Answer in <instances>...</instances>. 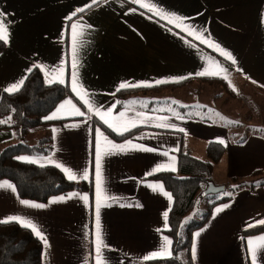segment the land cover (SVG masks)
Instances as JSON below:
<instances>
[{"label":"crops","instance_id":"obj_1","mask_svg":"<svg viewBox=\"0 0 264 264\" xmlns=\"http://www.w3.org/2000/svg\"><path fill=\"white\" fill-rule=\"evenodd\" d=\"M144 2L153 10L134 0H0L8 29L0 50V99L11 85L24 84L36 67L47 81L63 80L68 87L45 124L30 131L31 144L50 138L51 151L21 160L59 170L56 165H62L78 177L70 180L61 170L68 180L89 184L86 190L38 202L20 198L9 180H0L15 188H0V220L16 216L39 229L49 245L41 241V264H97L99 205L104 264H163L173 255L167 234L173 196L152 177L177 171L182 144L194 157L207 160L206 148L214 142L224 153L214 166L212 183L227 188L237 178L251 187L214 207L209 221L193 234L190 257L193 264H251L247 241L264 237V231L245 234L264 220V184L252 187L264 181V0ZM164 14L168 16L162 18ZM178 83L183 84L177 90L158 89ZM125 84L129 87H121ZM216 87L222 91L207 96ZM227 101L228 110L217 104ZM97 111L123 114L128 130L114 131ZM103 126L116 136H129L116 140ZM14 136L12 129L1 128L0 147ZM105 138L127 151L110 153ZM140 146L155 151L135 150ZM98 156L102 193L97 191ZM161 165L176 170L154 171ZM153 185L162 189L153 191ZM164 237L172 241L171 254L145 259L161 250ZM179 258L185 261L186 253ZM258 264H264V254Z\"/></svg>","mask_w":264,"mask_h":264},{"label":"trees","instance_id":"obj_2","mask_svg":"<svg viewBox=\"0 0 264 264\" xmlns=\"http://www.w3.org/2000/svg\"><path fill=\"white\" fill-rule=\"evenodd\" d=\"M3 48L4 43L0 41V50ZM216 80L221 81V79ZM182 84L159 86L158 89H176ZM67 94V84L47 81L43 72L36 67L28 74L23 86L18 91L4 93L1 96L0 121L2 123H0V129H12L15 136L13 143H7L0 147V180H9L22 199L46 202L52 196L89 188V184L86 182L68 180L63 172L56 167L37 166L21 160V157L25 155H42L51 151L52 141L50 138L41 139L31 144L30 131L45 124L47 115L58 106ZM107 132L112 134L116 140H123L129 136V134L116 136L108 129ZM223 153L224 149L221 145L211 142L206 148L207 160H200L194 157L182 144L177 153V171L162 172L152 177V179L163 182L173 196V206L169 214L170 229L167 231V234L173 239V255L161 263L193 264L190 251L194 232L209 221L217 204L229 200L230 195L239 189L251 187H248L247 183L233 178L230 186L223 191V194L228 191V195L217 197L215 194H203L212 182L214 166L219 162ZM263 184L264 181H261L252 187ZM199 198L202 201L206 200L205 207L201 210L198 219L188 222L187 216ZM263 231L264 225L260 224L248 229L245 234L257 235ZM42 250L41 240L30 229L21 227L20 224L14 222L0 224V264H41ZM181 252L186 253L185 261H181L179 258Z\"/></svg>","mask_w":264,"mask_h":264},{"label":"snow or ice","instance_id":"obj_3","mask_svg":"<svg viewBox=\"0 0 264 264\" xmlns=\"http://www.w3.org/2000/svg\"><path fill=\"white\" fill-rule=\"evenodd\" d=\"M97 2H98V0H93V4H95ZM134 2L139 3L141 7H147L150 11L153 10V7L149 3H145L144 0H134ZM77 11L82 12V11H86V9H78ZM74 15H75V13H74ZM167 16H168V14H164V17H162V18H166ZM69 19H71V17H69ZM174 19L177 21L182 20V18H180V17H174ZM171 22H172V19H169V23H171ZM177 26H179V25H177ZM80 27L82 28L83 26H80ZM76 29H77V26L73 25V36H74V38L76 36ZM0 41H4L5 43L8 41V29H7V26H6L5 21L3 19L2 13H0ZM221 52L229 60H232V57L229 53L224 52L223 50H221ZM233 63H235L234 60H233ZM74 67H75V63H74ZM221 71H224V69H221ZM225 78H227V77H225ZM60 82L63 83V80H60ZM22 84H23V80H21L20 83H18V84L11 85L9 88L5 89V91L8 93H14L15 91L19 90V88L22 86ZM74 84H75V79H74ZM121 87H129V85L125 84V85H122ZM73 91H77L76 87L73 88ZM77 94L80 95L79 92ZM81 98L84 99L86 104L88 103L85 96L82 95ZM70 103L71 102H69V104ZM71 107L79 115H81V116L84 115L83 112H79L78 109H75V106H71ZM89 111H92L91 105H89ZM97 114L100 116V119L103 120V122L108 125V127L112 128L114 131L118 132L119 134H123V131L128 130V126L122 122L123 121V114H121L120 117H111L110 112H105V113L101 114V113H99V111H97ZM108 117H111V120ZM0 123H2V121H0ZM180 131H184V130L180 129ZM105 142L109 145L108 151L110 153H125L127 151V146H125V145L112 144L110 141H107V138H105ZM219 142L221 144H224L223 140H221ZM129 145H131V141H129ZM135 150L144 151V152L155 151V149L147 148L144 146H140V147L136 148ZM21 159L26 160L27 158H21ZM56 166L60 167L61 170L67 174L68 179H70V180H77L78 179L77 175L75 173H73L70 169L65 168L59 164H57ZM175 170L176 169L174 166L170 167V168H166L163 165L158 166L156 169H154V171H156V172H159V171H175ZM148 174L151 175L152 173L150 172ZM83 178L84 179L88 178L87 173H84ZM96 179H97V191H98V193H102L101 164H100V157L99 156L97 157V162H96ZM151 187L153 188V191H156L157 189H162L161 185H153ZM0 188H6V189H10L12 191H15L14 186L11 184H7L6 182L4 184H0ZM165 195H168V194L165 193ZM60 199L63 200L64 198L61 197ZM84 199L86 200L87 197H84ZM111 199H115V197H112ZM169 199H171L170 196H169ZM22 203H24L25 205H28L27 201H22ZM28 206L44 207V205H40V204H33V205H28ZM137 206H140V205H137ZM225 207H227V205ZM222 210L223 209H218L217 211L219 212ZM163 216H164V220L167 222L168 212H165L163 214ZM96 217H97V232H96V237H97V249H96V251H97V264H104V261L101 259L100 253H101V247L102 246L106 247V245H103V240L101 238V226L99 223V205H97ZM12 222L20 224L21 227L30 229L33 233H35V235L37 237H39V239L41 241L44 242L46 247L49 246L47 243L46 237L30 221L22 219L20 217H16V216L9 217L5 220H0V223H12ZM258 223L264 225V220L258 221ZM253 226L254 225H249V227H253ZM171 243H172V241L168 237H164L161 250L156 251V252H152L149 256L145 257V259L164 258L166 255H170L171 254L170 253ZM247 245H248V249L250 252L251 264H258V260H259L260 255L264 254V237L258 238V241L249 240V241H247ZM193 258H195V250H193Z\"/></svg>","mask_w":264,"mask_h":264},{"label":"rangeland","instance_id":"obj_4","mask_svg":"<svg viewBox=\"0 0 264 264\" xmlns=\"http://www.w3.org/2000/svg\"><path fill=\"white\" fill-rule=\"evenodd\" d=\"M173 90H177V88L176 89H173ZM220 91H222V90L220 88H218V87L212 88L211 92H209L207 94V96L213 97L215 93L220 92ZM217 104H219L220 108L222 107V108L228 110V107H229L228 101L224 103L225 105H222L221 103H217ZM212 105H213V103H209V105H206L208 107V113H210L209 111L211 109H213ZM239 120L243 121L245 119H239ZM248 120H251L252 121V120H256V119H248ZM253 122L254 123H257V121H253ZM263 124H264V122H263ZM13 141H12V143H13ZM228 185L230 186V183ZM223 193L224 192H220V193L215 194V195H217V197H219L221 195H226L228 193V191L225 194H223ZM205 202H206V200H203L202 201L201 198H199V199H197L195 201V203L193 205V208L191 209V211L189 212V214L187 216L188 222H190L191 220H194V219H198L199 218V215H200L201 210L204 209V207H205Z\"/></svg>","mask_w":264,"mask_h":264},{"label":"water","instance_id":"obj_5","mask_svg":"<svg viewBox=\"0 0 264 264\" xmlns=\"http://www.w3.org/2000/svg\"><path fill=\"white\" fill-rule=\"evenodd\" d=\"M226 190V186H217L214 183H210L207 187V189L204 191V195H213V194H218L220 192H223Z\"/></svg>","mask_w":264,"mask_h":264}]
</instances>
